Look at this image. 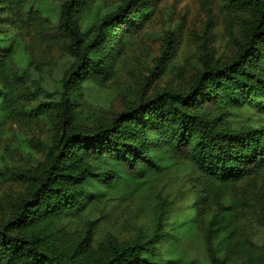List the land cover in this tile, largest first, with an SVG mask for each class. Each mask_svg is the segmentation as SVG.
Here are the masks:
<instances>
[{"label": "trees", "instance_id": "trees-1", "mask_svg": "<svg viewBox=\"0 0 264 264\" xmlns=\"http://www.w3.org/2000/svg\"><path fill=\"white\" fill-rule=\"evenodd\" d=\"M94 1L65 0L56 25L32 12L24 0L4 2L6 12L30 16L35 42H62L71 62L56 91L58 99L36 109L57 111L54 134L44 160L20 170L25 191L9 200L8 211L2 209L0 264H159L155 244L165 234L161 214L170 207L164 198L157 227L131 242L108 236L94 245L90 226L70 231L66 220L94 199L100 202L106 190L147 184L144 176L158 174L167 159L177 158L191 164L196 175L189 211L184 209L172 223L174 236L205 229L201 213L213 210L218 211V226L227 231L234 223L230 194L243 181L264 173V0L225 1L232 10L249 14L238 19L240 37L227 26L236 47L233 57L216 59L201 37V69L187 89L157 90L112 119L85 128L74 123L73 100L80 86L89 81L100 84L115 75L126 40L142 33L161 2L119 0L116 10L83 31L81 12ZM202 5L212 23L210 2L203 0ZM12 39L0 35V121L19 124L32 109L25 107L13 80ZM175 54V46L166 40L157 68ZM241 113L247 114L245 120ZM101 164L106 167L97 168ZM92 180L103 188L96 197L86 189ZM243 244L245 254L254 258L251 245L246 240ZM171 249L162 264H194L177 254L175 246ZM213 262L223 264L217 257Z\"/></svg>", "mask_w": 264, "mask_h": 264}, {"label": "rangeland", "instance_id": "rangeland-1", "mask_svg": "<svg viewBox=\"0 0 264 264\" xmlns=\"http://www.w3.org/2000/svg\"><path fill=\"white\" fill-rule=\"evenodd\" d=\"M5 1L0 0V35H8L15 42L9 43L10 48L16 50L11 63L13 80L25 98V107L32 112L19 124L0 121V220L2 209L9 210V200L25 191L19 177L20 170L38 165L48 152L57 111L36 109L42 103H53L58 99L56 91L71 62L62 42H35L30 16L6 12ZM24 1L32 12H39L53 25H56L65 2ZM202 1L161 0L150 13V21L142 33L126 40L115 75L100 84L89 81L80 86L77 102L73 100L75 126L92 128L99 120L112 119L130 103L147 98L157 90L187 89L193 75L201 69V37L205 38L216 59L233 57L236 47L228 35L227 26H231L240 37L238 19L249 14L232 10L226 0H208L214 14L213 22L209 23ZM119 5V0H95L81 12V29L86 31ZM169 33L173 36L168 37ZM166 40L175 46L176 54L167 65L161 62L157 68V59ZM240 116L245 120L247 114L241 113ZM105 167L106 164L97 165L100 169ZM195 175L191 164L177 158L167 159L158 174L142 178L148 180L147 184L136 185L134 190L126 187L123 191L106 190L100 202L94 199L81 213L67 218L68 229L78 231L90 226L94 245L108 236L119 242H131L152 233L157 227L161 199L164 198L170 207L161 214L166 235L157 238L155 244L161 259L159 264L168 259L174 246L177 254L194 264H214L213 257L223 264H264V173L243 181L230 194L234 204V223L227 231L216 222L219 219L217 210L203 211L205 229L183 233L176 238L172 223L184 209L189 211L195 195ZM86 189L93 197L103 190L95 180L90 181ZM244 240L254 252L252 259L245 254Z\"/></svg>", "mask_w": 264, "mask_h": 264}]
</instances>
